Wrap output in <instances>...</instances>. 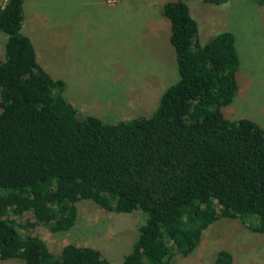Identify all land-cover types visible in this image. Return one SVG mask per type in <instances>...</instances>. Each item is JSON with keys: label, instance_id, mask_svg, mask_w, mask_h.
Here are the masks:
<instances>
[{"label": "trees", "instance_id": "obj_1", "mask_svg": "<svg viewBox=\"0 0 264 264\" xmlns=\"http://www.w3.org/2000/svg\"><path fill=\"white\" fill-rule=\"evenodd\" d=\"M23 4L0 0V260L111 264L87 245L52 254L38 233L40 225L69 230L80 200L142 213L121 264L185 257L219 217L264 233V129L223 113L238 91L231 32L202 44L187 0H163L178 78L150 114L107 122L82 116L64 96L65 82L39 65L21 33ZM214 263L231 264V253L219 250Z\"/></svg>", "mask_w": 264, "mask_h": 264}, {"label": "rangeland", "instance_id": "obj_2", "mask_svg": "<svg viewBox=\"0 0 264 264\" xmlns=\"http://www.w3.org/2000/svg\"><path fill=\"white\" fill-rule=\"evenodd\" d=\"M163 0H24L21 33L33 44L39 65L65 82L64 96L81 115L115 122L150 114L158 98L178 78L168 39ZM198 25L200 43L223 31L233 34L239 55L238 91L223 108L228 119L247 118L264 129V4L226 0L214 4L187 0ZM5 34L0 32V56ZM74 225L38 233L52 254L73 243L92 246L111 264H121L137 236L140 211H107L91 200L77 202ZM219 250L231 264H264V233L253 232L239 219L219 217L202 231L195 249L175 255L168 264H215ZM0 264H26L19 258Z\"/></svg>", "mask_w": 264, "mask_h": 264}]
</instances>
